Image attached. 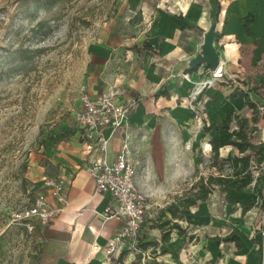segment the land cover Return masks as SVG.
<instances>
[{
  "label": "crops",
  "instance_id": "obj_1",
  "mask_svg": "<svg viewBox=\"0 0 264 264\" xmlns=\"http://www.w3.org/2000/svg\"><path fill=\"white\" fill-rule=\"evenodd\" d=\"M139 1H132L133 12L126 19L134 28L129 44L124 45L125 40L113 44L106 37L95 43L93 58L102 63L86 91L95 94L109 86H118L124 89L119 100L132 104L127 124L111 134L104 157L107 161L115 159L125 132L130 145L139 153L136 186L151 204L138 239L155 242V246L142 249L138 242L136 246L123 244L119 252L106 255L105 244L121 222L104 215L109 195L94 192L95 183L88 167L102 153L96 148L95 139L86 140L82 130L81 142L53 160L64 166L59 175L47 176L64 179L65 203L48 223L38 227L36 264H264V167L258 187L262 198L245 211L242 205L257 197L252 188L239 192L229 188L224 197L215 189L205 200L182 209L172 219L186 228V235L173 230L170 239L163 243L154 220L160 209L169 217L166 204L170 198L164 197L180 195L188 189L183 181L201 165L199 157H189L188 152L179 148L184 144L200 146V138L207 136L203 144L210 150L209 138L222 141L236 128L234 121L228 129L219 128L231 114L246 118L248 127L253 125L252 109L245 104L243 92L258 108L262 104L263 109L259 110L264 114V0H226V18L221 29L216 27L218 36L214 40L222 77L214 79L210 73L206 74L209 70L204 65L196 71L187 69V62L197 53L207 29L201 4L195 0L181 4L174 15L162 10L159 1L150 12ZM217 1L216 14L219 13ZM135 15H138L136 20ZM144 41L159 54L129 49L131 44L140 46ZM206 79L212 83L200 84ZM202 85L206 86L202 88ZM196 89H200L198 101L189 107L188 95ZM160 91L164 93L159 95ZM200 123L211 127L210 131L204 133L203 126L198 128ZM254 125L260 130L259 140L264 141L262 115ZM102 132L109 136L111 130L104 128ZM229 150L234 151L233 147H225L223 151ZM209 162L210 155L205 165L209 169L207 174L215 171ZM195 174L194 179L207 175ZM42 188L46 191L43 185ZM48 200L53 201L49 196ZM229 234L237 242L223 239ZM93 244L98 249H92Z\"/></svg>",
  "mask_w": 264,
  "mask_h": 264
},
{
  "label": "rangeland",
  "instance_id": "obj_2",
  "mask_svg": "<svg viewBox=\"0 0 264 264\" xmlns=\"http://www.w3.org/2000/svg\"><path fill=\"white\" fill-rule=\"evenodd\" d=\"M24 1L0 0V264H36L38 227L28 231L24 223L38 222L27 219L25 212L42 192L41 180L59 175L64 168L53 160L82 140L74 112L80 93L95 79L102 63L93 58L92 49L102 37L113 44L122 40L124 45L129 44L134 31L126 21L133 12V0H41L28 5ZM158 1L162 10L175 15L181 4L194 0L139 2L150 12ZM216 1L195 0L202 6L207 29L211 21L221 29L226 18V0H219L217 14ZM40 21L45 22L44 26L37 28ZM20 49L30 50L31 58L18 60ZM190 98L194 106L198 95H188L189 107ZM259 106L263 109L262 104ZM202 126L200 123L198 128ZM189 134L192 137L194 131ZM216 134L219 135L218 130ZM252 134L255 141L260 139V130ZM206 137L200 138V146L184 144L179 148L201 161L183 181L185 186H191L195 173L209 172L205 165L210 150L203 144ZM225 147L232 148L220 146V157L233 159L236 149L224 152ZM251 170L254 176L258 175L254 167ZM223 173L228 175L227 182L233 179L228 164H224ZM225 192L220 195L224 197ZM173 196L164 198L171 200Z\"/></svg>",
  "mask_w": 264,
  "mask_h": 264
},
{
  "label": "built area",
  "instance_id": "obj_3",
  "mask_svg": "<svg viewBox=\"0 0 264 264\" xmlns=\"http://www.w3.org/2000/svg\"><path fill=\"white\" fill-rule=\"evenodd\" d=\"M208 73L213 79L222 77L220 67L213 72L209 70L206 74ZM199 90L196 89L194 95H198ZM123 94L124 89L114 85L95 94L82 91L79 96V106L74 112V118L83 130L84 138L86 140L94 138L96 148L102 153L88 167L95 183L94 192L109 195L110 199L104 208V215L121 222L119 229L105 244L104 249L108 256L119 252L123 244L136 246L139 229L151 208L147 196L136 186L135 152L125 132L115 159L107 161L104 157L111 134L115 129H121L127 124L128 112L132 104L119 100ZM191 98L189 103L193 107ZM104 128L111 130L109 136L103 134ZM64 184L63 178H43L42 185L46 191L38 193L25 212L27 219L35 218L38 222L36 224L30 220L26 221L24 224L28 231L45 225L57 211L63 208ZM48 196L53 201H49ZM92 249L96 250L98 246L93 244Z\"/></svg>",
  "mask_w": 264,
  "mask_h": 264
},
{
  "label": "trees",
  "instance_id": "obj_4",
  "mask_svg": "<svg viewBox=\"0 0 264 264\" xmlns=\"http://www.w3.org/2000/svg\"><path fill=\"white\" fill-rule=\"evenodd\" d=\"M38 2L41 0H25L23 3L28 5L29 2ZM131 2V0H130ZM43 4L42 2L40 5ZM218 10L219 11V3ZM182 19L181 15L177 16ZM45 22H38L36 24L37 28H42ZM185 26V23L183 22ZM138 53H150L157 55L159 52L155 51L153 47L144 41L140 46L133 43L129 46ZM31 53L30 50L20 49L17 52V59L20 61H26L31 58L28 54ZM160 91L158 94H163ZM245 104L252 109L251 122L253 125L247 126V119L244 117L239 118L236 114H231L226 116L224 121L219 125L221 129L230 128V124L234 121L236 123V128L232 130L231 136L220 141L215 137L209 138L208 143L210 144V162L209 167H215L217 174L209 173L206 176L200 175L194 180L191 186L184 190L180 195H174L171 200L166 204V211L169 217L165 213L164 209L157 211L154 217L156 227L160 230V241L165 243L170 239V234L173 230L176 231L178 235H186V228H183L176 221V219L182 209H188L192 205H195L198 201L205 200L213 190L218 189L220 192H225L227 189H232L233 191H243L245 188H252L256 193L257 197H253L251 200L245 202L242 205V211L249 209L256 203V200L262 198L261 189L259 187V178L263 173L264 165V141H255L253 139V132L259 130L257 125H254L259 120L262 115L264 121V114H260V110L255 101L249 98L246 92H243ZM211 127L203 125V132L206 133L210 131ZM264 130V126H263ZM232 146L238 151V155L230 158H221L219 154L220 146ZM224 164H228L232 169L233 179L230 182L226 181L227 174H224ZM252 167L258 170V175L254 176L252 173ZM196 176V174L194 175ZM192 237V236H191ZM224 240H234L237 242V238L231 234L225 236ZM138 247L145 249L148 245L155 246V242H141L138 239ZM152 264V263H147Z\"/></svg>",
  "mask_w": 264,
  "mask_h": 264
},
{
  "label": "water",
  "instance_id": "obj_5",
  "mask_svg": "<svg viewBox=\"0 0 264 264\" xmlns=\"http://www.w3.org/2000/svg\"><path fill=\"white\" fill-rule=\"evenodd\" d=\"M217 36L218 32L211 21L208 29L203 32L202 43L198 47L197 53L187 62L188 70L196 71L200 65H204L213 72L220 67L219 53L214 46V40ZM201 87L203 88L204 86L202 85Z\"/></svg>",
  "mask_w": 264,
  "mask_h": 264
},
{
  "label": "bare ground",
  "instance_id": "obj_6",
  "mask_svg": "<svg viewBox=\"0 0 264 264\" xmlns=\"http://www.w3.org/2000/svg\"><path fill=\"white\" fill-rule=\"evenodd\" d=\"M192 83H193V84H196V81L193 80ZM205 83H211V79H206V80H204L203 82H201L200 84H205ZM199 87H200V86H199ZM194 94H195V92L192 93V95H194Z\"/></svg>",
  "mask_w": 264,
  "mask_h": 264
}]
</instances>
